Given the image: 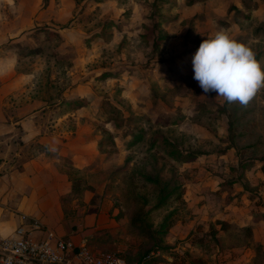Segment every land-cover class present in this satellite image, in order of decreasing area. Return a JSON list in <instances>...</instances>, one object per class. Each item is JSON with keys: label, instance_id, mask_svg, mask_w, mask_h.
Instances as JSON below:
<instances>
[{"label": "rangeland", "instance_id": "rangeland-1", "mask_svg": "<svg viewBox=\"0 0 264 264\" xmlns=\"http://www.w3.org/2000/svg\"><path fill=\"white\" fill-rule=\"evenodd\" d=\"M220 29L250 46L264 70V0H0V98L12 103L3 114L37 115V122L12 128L0 153L12 145L17 166L44 152L78 183L58 202L48 195L38 200L48 213L39 218L44 230L32 233L36 241L47 233L82 240L128 264L143 257L151 264H227L224 256L238 250L229 249L233 241L242 242L239 251L262 241L264 225L246 222V213L257 203L264 213V88L244 107L204 93L193 79L197 42ZM49 32L58 37L49 40ZM76 98L88 106L69 113L66 101ZM107 102L122 108L119 120L106 123ZM131 112L143 120L127 123ZM56 130L77 157L97 151L93 164L77 170L38 142ZM155 133L203 161L179 164L149 149ZM132 134L143 137L130 146ZM110 138L114 147L99 150L98 142ZM144 175L156 176L157 186ZM173 192L181 197L158 207ZM224 208L232 210L223 218L243 228L231 225L217 247L206 237L199 245Z\"/></svg>", "mask_w": 264, "mask_h": 264}, {"label": "crops", "instance_id": "crops-1", "mask_svg": "<svg viewBox=\"0 0 264 264\" xmlns=\"http://www.w3.org/2000/svg\"><path fill=\"white\" fill-rule=\"evenodd\" d=\"M12 91V89L9 90V92ZM1 92L2 91L0 90V93ZM11 107L12 103L10 104V102H2L0 98V144H7V141L13 139V134H10V132H12V128L17 129L19 124L27 125L30 121H33L35 118H37V115L35 114L28 115L21 119H18L15 115L12 116L11 114L8 116L4 115L3 113L7 114V110L5 108ZM35 122H37V119ZM81 124V120L77 122V130L82 126ZM5 127L8 131L10 130L8 132L9 134L3 132ZM31 134H35L36 136L37 133H34L33 131L32 133H29L27 137L29 136V138H33V135ZM65 136V132L62 133L56 130L52 133L41 134V136L38 137V142L40 144L47 145L49 147V151L54 150L58 157L68 158L71 162V166L77 170H83L87 166L92 165L96 155L98 154L97 151L91 156H84V154H80L79 158L74 151H71V148H66V146H70L69 144L72 143L70 140L68 142H63V140L67 138ZM76 136V139L82 140L83 143L87 145L88 141L85 136L82 134H76ZM18 154L19 153L16 152V149L12 148V145H9L8 149H5L0 153V234L3 236V232L7 231L11 234L16 229V227L19 226V223H21L19 217L20 214L30 216L39 221L41 216L44 217L48 213V209H45L44 204L42 202H38V200L48 195L58 202V200H61L63 196L62 194L65 192L66 188L69 193H72L73 188H76L78 184L72 180H68L67 175L60 171L57 164L54 161H50L48 157L49 154L45 155L46 153L44 154V152L40 153L35 157H30L26 160L24 159V162H21L20 165L15 166L11 162L13 158L18 156ZM109 162H106L105 167L101 169L102 172L108 170L106 168ZM83 187L84 185L78 187V189L80 188L83 190ZM20 208L25 209L26 212L19 211ZM60 209L61 207L56 206L53 211V215L58 217V219L62 214ZM230 210L232 209H228L227 212L222 214L220 213L222 217L220 220H225L228 222V224L242 229L243 227L240 225L230 222L229 218H223L230 214ZM246 222L253 223V226L259 228V225H264V222L255 223L252 220H247ZM260 233L262 232L259 231V234ZM261 239L262 241H256V245L254 247L250 246L248 249L243 248V251H239L238 247L229 246V249H233V251L238 249L237 253H231L232 255L226 254L223 261L227 264H248L250 261L249 258H251V260L254 261L251 264H264V234L263 238Z\"/></svg>", "mask_w": 264, "mask_h": 264}, {"label": "clouds", "instance_id": "clouds-1", "mask_svg": "<svg viewBox=\"0 0 264 264\" xmlns=\"http://www.w3.org/2000/svg\"><path fill=\"white\" fill-rule=\"evenodd\" d=\"M193 79L204 93L246 107L264 88V70L253 49L220 29L204 40L192 59Z\"/></svg>", "mask_w": 264, "mask_h": 264}, {"label": "built area", "instance_id": "built-area-1", "mask_svg": "<svg viewBox=\"0 0 264 264\" xmlns=\"http://www.w3.org/2000/svg\"><path fill=\"white\" fill-rule=\"evenodd\" d=\"M21 224L8 236L0 234V264H128L118 254L95 251L85 241L56 237L47 233L36 241L33 231H43L41 223L20 214Z\"/></svg>", "mask_w": 264, "mask_h": 264}, {"label": "trees", "instance_id": "trees-1", "mask_svg": "<svg viewBox=\"0 0 264 264\" xmlns=\"http://www.w3.org/2000/svg\"><path fill=\"white\" fill-rule=\"evenodd\" d=\"M48 39H54L55 37H58V35H56V33H51L49 32L48 34ZM164 37H162L161 39H156L155 44L159 45L160 43H162L164 41ZM206 39L203 40H199L196 44V50H198L200 44ZM66 105L68 106V112H75L78 111L82 108H86L88 106V101L84 98H76L72 101H66ZM105 104V107L109 108V111L107 110V113L111 114V117H109L106 121V123H112L115 122L117 120H119L120 117H122V108L120 109L118 106H116L115 104L112 103H103ZM114 113V114H113ZM144 116L141 115H135L134 113L132 114L129 113L128 117L126 118L127 123H135L138 121L143 120ZM143 137V134H139V135H133L132 134V141L130 143V146H132L134 143L138 142L141 140V138ZM114 147V139L110 138L108 139H102L98 142L97 147L99 150L104 149L105 147ZM149 149L151 150H156L159 151L160 153L164 154L167 158H169L170 160L179 163V164H194L196 162H201L203 161L201 159V157L203 155H201L198 152L195 151H188V150H183L181 148V145L178 144L177 142H175V140L169 139L167 136L161 134V133H155L154 136L152 137V139L149 142ZM111 170H107L103 172L104 177H106V180H110L108 179L109 177V173ZM113 175V174H111ZM143 180H145V182H147L149 185H151L152 187H156L158 184V178L156 176H146L144 175L142 177ZM162 191V190H161ZM173 196H176V198H180L181 194L176 195L175 192L173 193H169L168 195L161 197L159 203H158V207H163L165 202L170 199L173 198ZM223 212H227L228 209L224 208L222 209ZM246 217L248 220H252L255 223L258 222H264V213H263V205L262 203H257L255 205H253L250 208V211L248 213H246ZM137 221V219H135L134 221L131 220V225H133V223L135 224ZM137 226V224H135V227ZM164 227V226H163ZM161 227V228H163ZM246 228V227H245ZM164 229V228H163ZM230 230H232V227L230 224H228V222H226L225 220H216L214 221V223H212L209 228L208 231L204 234L201 235L199 238H201L199 240V245H205L206 242V238L208 239V241H212L213 242V246H219L220 245V237L222 234H226L228 232H230ZM248 230V229H247ZM159 234L162 233V231H158ZM206 237V238H205ZM196 244H198V242H196ZM231 246L234 247H238L241 248L242 246V242L238 241V242H232V244H230ZM156 246H159V244H157ZM251 245H249V243H245V245L243 246L244 249H248V247H250ZM252 249V248H251ZM95 251H101L99 249H95ZM245 251V250H244ZM249 253V252H248ZM119 255V254H118ZM120 257H122L121 255H119ZM123 259H125L124 257H122ZM263 259H264V255H263ZM126 260V259H125ZM127 262V260H126ZM128 263V262H127ZM152 260L148 259V257H143L141 259V261L138 264H151Z\"/></svg>", "mask_w": 264, "mask_h": 264}]
</instances>
